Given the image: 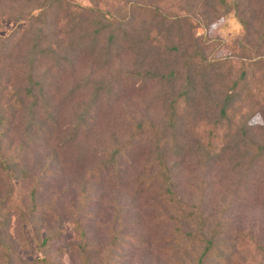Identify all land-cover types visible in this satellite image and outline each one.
Instances as JSON below:
<instances>
[{"label":"rangeland","instance_id":"rangeland-1","mask_svg":"<svg viewBox=\"0 0 264 264\" xmlns=\"http://www.w3.org/2000/svg\"><path fill=\"white\" fill-rule=\"evenodd\" d=\"M239 1L237 12L230 10L219 18L209 14L206 23L198 0H68L46 9L43 0H0V112L10 121L2 154L14 155L20 143L26 144L22 167L38 179V202L54 201L41 216L40 233H33L31 224L19 216L29 202L32 178L13 179L0 170V219L3 212H10L8 225L0 228V264H7L4 252L9 249L11 264L39 257L54 264H79V251L71 248L75 220L83 223L97 263L110 255L106 253L111 230L120 229L124 245L113 249L109 264H171L166 242L172 230L170 212L154 194L156 184L137 189L140 174L156 172L147 166L155 137L145 132L127 149L116 150L141 121L163 124L157 99L160 85L132 75L135 56L129 52L121 51L108 65L98 67L87 54L69 51L63 14L99 10L120 19L131 15V28L139 30L151 25L153 9L172 16L187 14L194 24L191 33L204 37L209 57L228 58L235 67H246L249 90L261 97L248 120V137L260 142L264 41L257 35L264 12L257 11L255 0ZM201 125L195 120L193 127L205 131ZM114 151V162H107ZM251 156V150L243 155L238 144L214 164L201 165L191 156L169 159L176 163L179 198L193 203L202 196L203 211L212 225L247 236L235 243L230 264H264V155ZM120 206L121 225L116 221ZM55 214L62 221L61 234L41 249L39 240L55 226Z\"/></svg>","mask_w":264,"mask_h":264},{"label":"trees","instance_id":"trees-1","mask_svg":"<svg viewBox=\"0 0 264 264\" xmlns=\"http://www.w3.org/2000/svg\"><path fill=\"white\" fill-rule=\"evenodd\" d=\"M198 1L204 10L201 15L206 23L209 14L219 18L230 10L237 12L241 4L239 0ZM52 3L60 6V3H68V0H43L42 8H50ZM255 6L258 7V12H264V0H255ZM78 11L80 10L76 11L77 15L63 14L66 46L69 51L87 54L98 67L108 65L121 51L129 52L135 56V70L132 69V75L140 79L152 78L160 85L157 99L163 111V124L141 121L134 127L130 138L116 150L119 152L127 149L142 133L146 132L155 137L147 166H154L156 172L154 175L140 174L137 189L156 184L154 194L170 212L172 230L166 242L167 252L173 259L171 264H230L236 253L235 243L246 235H231L229 228L212 225L209 216L203 211L202 196L193 203L179 198L175 190L176 163H170L169 159L172 156H191L201 165L214 164L237 149L238 144H241L245 156L251 150V159L264 155V138L255 142L248 137V120L255 115L261 97L257 92L249 90L246 67H235L228 58L209 57L205 53L204 37H196L191 33L194 24L190 22L187 14L172 16L156 8L152 10L151 25L147 29L139 30L131 28V15L120 19L106 11L93 10V14ZM242 24L247 29V23L242 20ZM257 38L264 41V19L259 21ZM235 72H238V76L233 77ZM258 91L262 92V89L259 88ZM16 100L20 103L19 106L23 105V99ZM238 116V121L234 122ZM195 120L202 123L205 131H197L193 127ZM8 125L10 126V121L1 111L0 170H4L13 179L32 178L29 202L26 210L19 212V216L31 224L33 233H40L43 223L41 216L49 212L54 201L47 205L38 202V179L22 167L21 159L26 144L20 143L14 155L3 156L2 144L6 139ZM187 125L191 127L192 134L189 133ZM31 141L28 139V142ZM115 153L117 152L108 155L107 162H114ZM103 166L106 164H100L99 167ZM100 170L96 169L98 172ZM123 213L120 206L116 214L119 225ZM2 214L0 228L8 225L10 217V212ZM53 217L55 226L47 230L45 238L38 239L41 249L61 234V218L56 214ZM73 225L75 235L71 248L79 251V264H109L113 249L119 250L124 245L120 229H112V238L106 253L110 255L97 263L90 252L91 246L86 239L83 223L75 220ZM10 252V249L4 252L7 264H11ZM27 264L54 263L39 257Z\"/></svg>","mask_w":264,"mask_h":264}]
</instances>
